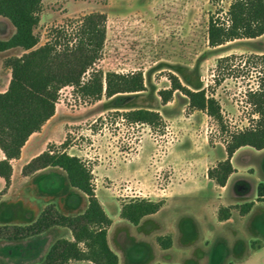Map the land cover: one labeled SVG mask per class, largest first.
I'll return each mask as SVG.
<instances>
[{"label": "rangeland", "instance_id": "rangeland-1", "mask_svg": "<svg viewBox=\"0 0 264 264\" xmlns=\"http://www.w3.org/2000/svg\"><path fill=\"white\" fill-rule=\"evenodd\" d=\"M231 2L222 0L221 6L227 10ZM210 10L214 8L209 0H44L35 30L42 46L55 29L64 27L75 33L85 16L102 13L106 39L95 69L104 77L108 72L141 71L144 75L145 91L111 98L104 95L101 100L84 97L74 87L64 88L54 118L28 146L63 151L66 142V152L83 160L124 248L132 240H142V234L120 217L122 205L135 199L167 201L149 219L153 225L142 233L147 237L174 234L175 246L164 252L155 241L152 262H148L147 250L135 248L134 255L145 264H264V224L255 223L264 204L249 219L241 218L239 210H234L230 221L217 218L221 205H241L257 198L258 185L264 182V157L247 148L239 152L234 164L240 173L224 191L206 178V170L225 159L223 149L231 136L255 127L259 120L252 95L259 90L264 73L257 59L264 55V36L211 48L207 35ZM14 32L11 23L0 18V39ZM22 54L21 50L0 53V92L11 80L5 59ZM225 57L229 59L219 65ZM172 74L189 89H205L216 98L222 107L224 130L205 112L193 110L181 92L163 103L159 92L171 88ZM140 108L159 112L162 122L155 127L130 123L125 114ZM27 159L25 155L23 160ZM248 167L255 173L248 172ZM14 185L0 206V225L29 222L45 202L66 196L70 190L66 173L55 168L29 179L18 171ZM185 233L188 241L183 240ZM3 241V246H10V241ZM45 243L27 241L35 251L20 257L19 263L40 262Z\"/></svg>", "mask_w": 264, "mask_h": 264}, {"label": "trees", "instance_id": "trees-1", "mask_svg": "<svg viewBox=\"0 0 264 264\" xmlns=\"http://www.w3.org/2000/svg\"><path fill=\"white\" fill-rule=\"evenodd\" d=\"M44 0H0V18L6 19L15 29L8 39H0V53L21 50L22 55L8 57L5 67L11 70L8 90L0 92V178L6 181L1 198L12 184V160L20 159L22 150L30 137L41 132L45 124L56 114L60 92L74 87L84 97L101 100L118 94L140 93L146 90L141 71L118 74L96 70L106 39V16L92 13L85 16L75 33L57 28L51 39L39 46L40 38L36 27L40 23ZM214 10L209 11L208 44L211 48L224 46L239 40H252L264 36V0H232L227 10L222 0H209ZM264 66V55L257 56ZM229 57L220 58L222 64ZM93 70L89 79L87 74ZM171 88L159 92L166 105L172 101L175 92L183 93L189 99L193 110L205 112L224 130V116L220 103L205 89L191 90L182 85L179 78L170 75ZM257 107L259 120L255 127L231 136L226 143L227 157L208 170L209 179L219 187H225L235 172L232 158L237 150L250 146L264 149V73L259 90L252 95ZM132 124L155 127L162 122L159 112L150 109H135L125 114ZM51 149L42 152L23 167L24 176L53 167L63 170L72 188L88 197L87 209L79 215H66L55 204L47 205L37 220L29 225H1L0 240L20 241L45 233L53 227L69 229L74 241L57 240L46 256L35 264H71L89 261L94 264H119L118 255L108 242V230L113 220L99 201L93 183V174L83 160L66 152ZM256 202H264V183L258 186ZM256 202L239 206L221 207L218 211L220 222L228 221L232 211L238 209L241 216L248 215ZM166 205V200L153 201L135 199L121 207L120 217L139 226L148 216L157 214ZM157 242L164 250L173 245L171 235L160 236ZM1 264V263H0Z\"/></svg>", "mask_w": 264, "mask_h": 264}, {"label": "crops", "instance_id": "crops-1", "mask_svg": "<svg viewBox=\"0 0 264 264\" xmlns=\"http://www.w3.org/2000/svg\"><path fill=\"white\" fill-rule=\"evenodd\" d=\"M9 76L11 78L10 70H9ZM7 89H8V84H7ZM7 89L2 91L1 93L6 92ZM35 134H38V133H35ZM34 135H32L30 137V139ZM30 139L28 140V142L24 146L20 159H16V160H12L11 161V163L13 165L12 184H11V187L8 189L7 193L1 198L0 206L8 200L9 196L14 191V188H15V185H14L15 174H17L18 171L22 172L23 167L26 164H28L33 158L37 157L42 152H44V150L40 151V150H38V148H35L34 145L28 146V143H29ZM246 148L253 150L260 157H264V149L257 150V149H255L253 147L246 146V147H242L239 150H237L236 153L234 154L233 158H232V164H233V167L235 169V172L230 176V178H229V180L227 182V185L225 187H220L223 191L228 188L229 183L232 180V178L240 173V171L235 167L234 160H235V157L237 156V154L239 152H241L242 150L246 149ZM211 149L215 150L216 148H211ZM223 150H225V148ZM0 152H1V157H0V160H1V159H4L5 157H4V154H3V152L1 150H0ZM225 153H226V150H225ZM25 155L28 157V159L24 161L23 159H24ZM226 157H227V153H226ZM226 157H225V159H226ZM20 161H23V162H20ZM15 162L19 163L18 167L15 166V164H14ZM218 162H221V161H218ZM51 168H53V167H49V168L40 170V171L36 172L35 174H33L31 176H24L23 173H22V176H23V179H29V178H32V177H37L40 174L46 173V171H48ZM55 169H59V168H55ZM247 170L250 173H255V169L252 168V167H250V168L248 167ZM207 173H208V169L206 170V178L209 181H213V180L209 179ZM261 183H264V182H261ZM5 187H6V181L3 178H0V193L5 189ZM69 189L70 190H68V193H67L66 196L57 197L54 200L45 202L43 204V206L39 207L37 209L36 213L33 215V217H32L33 219H31V221L23 222V223H11V224L9 223V224H3V225H19V226L29 225V224H31V223H33V222H35L37 220V218L39 217L40 213L49 204H55L58 207V209L62 213L66 214V215H79V214H82L88 207V204H89L88 197L85 195L87 197V200L84 197H82V198L78 197L73 192L74 188H72L70 186ZM257 198H258V191H257ZM257 198L254 200L255 202H256ZM251 202H253V201H251ZM166 204H167V201H166ZM262 204H264V202H256V205L254 206V208L252 209V211L248 215H246V216H241L240 215V217L244 218V219H249L250 217H252V215L254 213L259 211V208L261 207ZM230 206H239V205H230ZM230 206L221 205L220 208L221 207H230ZM234 210H238V209H234ZM234 210L232 211V217H233ZM259 212L261 214L259 215V217L255 221V223H257V221H260L262 224H264V211H259ZM154 215H151V216H148V217L144 218L139 226H135V225L132 224L134 226V228H137L139 233L142 234V240H132V241H130V243L127 244V246L125 248L120 245L121 243L119 244V241H118V239L116 237L117 234L115 233L116 232L115 222L113 221V225L108 230V242H109V245H110L111 249L118 255L119 264H145L144 263L145 261L142 262L143 259L141 257L134 255V251L133 250L135 248H138V247H140L141 250L144 249V250L148 251V256H149V261L148 262H152L156 258L155 252L157 250H156V247H155V244H154L155 241H156L158 247L164 252H168V251H170V250H172L174 248L175 243H176V236L174 234H170L172 236V239H173V245H172V247L170 249H167V250L162 249L160 247V245L158 244V242H157V238L160 237V235L159 236L158 235H153V236L151 235V237H147V235H143L142 231L146 230V228L148 226L150 227V226L153 225V222L151 220H149V219L151 217H153ZM232 217H231V219H232ZM217 218H218V214H217ZM231 219H229L228 221H230ZM127 222H129V221H127ZM224 222H227V221H224ZM144 236H146V237H144ZM161 236H164V235H161ZM123 237H124V235L121 236V239H123ZM32 239H39V240H45L46 241V243L44 245L45 247H43V249L41 250L42 251L41 252V257H45L46 254L48 253V251L50 250V248L52 247V245L59 239H67L69 241H74V237H73L72 232L69 229L65 228V227H53L50 230L46 231L45 233H43L41 235H38V236H35V237H31V238L20 240V241H10V246H8V247L3 246V244H1V243H3L4 241L0 240V263L1 264H20L19 263L20 257L28 256L30 253L35 251V248H32L31 245H28V246L26 245L27 241H31ZM183 240L184 241H188V237H187L186 233H185V235L183 234ZM143 254H145V253H143ZM143 254H142V257L144 256ZM71 264H94V263L89 262V261H76V262H72ZM152 264H164V263L154 262Z\"/></svg>", "mask_w": 264, "mask_h": 264}]
</instances>
